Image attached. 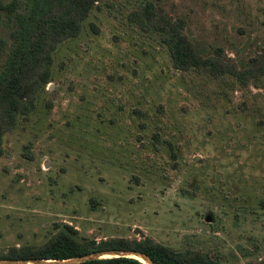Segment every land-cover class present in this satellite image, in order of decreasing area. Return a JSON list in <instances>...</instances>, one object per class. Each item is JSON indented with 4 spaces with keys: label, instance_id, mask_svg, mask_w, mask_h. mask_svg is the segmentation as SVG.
I'll use <instances>...</instances> for the list:
<instances>
[{
    "label": "rangeland",
    "instance_id": "obj_1",
    "mask_svg": "<svg viewBox=\"0 0 264 264\" xmlns=\"http://www.w3.org/2000/svg\"><path fill=\"white\" fill-rule=\"evenodd\" d=\"M137 1H95L57 44L33 110L3 135L0 251L68 223L78 236L149 235L264 264V76L174 69L157 36L127 20ZM159 3L201 51L244 61L264 44V0Z\"/></svg>",
    "mask_w": 264,
    "mask_h": 264
},
{
    "label": "trees",
    "instance_id": "obj_2",
    "mask_svg": "<svg viewBox=\"0 0 264 264\" xmlns=\"http://www.w3.org/2000/svg\"><path fill=\"white\" fill-rule=\"evenodd\" d=\"M95 1L99 0H24L22 3L0 0V11L5 15L2 21L8 27L7 36H0V154L3 135L19 117L33 110L38 92L50 81L57 44L79 33L83 20L96 6ZM126 18L140 30L157 36L176 70H192L220 79L234 77L243 84H258L264 76V44L244 61L228 55L219 45L209 53L201 51L187 34L184 18L174 16L159 0H138ZM106 249L144 252L153 264H228L200 249L176 250L149 235H110L98 239L78 236L77 229L68 223L55 224L41 243L9 245L0 251V258L61 259ZM69 264L143 263L132 256L117 255Z\"/></svg>",
    "mask_w": 264,
    "mask_h": 264
},
{
    "label": "water",
    "instance_id": "obj_3",
    "mask_svg": "<svg viewBox=\"0 0 264 264\" xmlns=\"http://www.w3.org/2000/svg\"><path fill=\"white\" fill-rule=\"evenodd\" d=\"M117 255H127L132 256L140 260L143 264H153L149 256L137 250L130 249H106V250H96L91 251L82 255H77L73 257H66L61 259L54 258H0V264H18V263H41V264H69L78 261H82L90 258L107 257V256H117ZM140 257V258H139ZM145 261V262H144Z\"/></svg>",
    "mask_w": 264,
    "mask_h": 264
},
{
    "label": "bare ground",
    "instance_id": "obj_4",
    "mask_svg": "<svg viewBox=\"0 0 264 264\" xmlns=\"http://www.w3.org/2000/svg\"><path fill=\"white\" fill-rule=\"evenodd\" d=\"M140 258V257H139ZM145 262V261H144Z\"/></svg>",
    "mask_w": 264,
    "mask_h": 264
}]
</instances>
